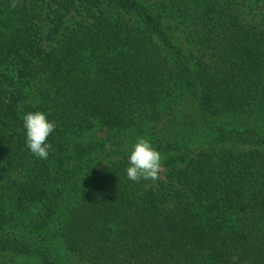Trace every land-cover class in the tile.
I'll use <instances>...</instances> for the list:
<instances>
[{
  "label": "trees",
  "instance_id": "trees-1",
  "mask_svg": "<svg viewBox=\"0 0 264 264\" xmlns=\"http://www.w3.org/2000/svg\"><path fill=\"white\" fill-rule=\"evenodd\" d=\"M0 264H264V0H0Z\"/></svg>",
  "mask_w": 264,
  "mask_h": 264
},
{
  "label": "clouds",
  "instance_id": "clouds-1",
  "mask_svg": "<svg viewBox=\"0 0 264 264\" xmlns=\"http://www.w3.org/2000/svg\"><path fill=\"white\" fill-rule=\"evenodd\" d=\"M15 7V3L12 5ZM26 129V146L30 152L41 158L47 159L52 145L47 142L50 134L55 130L54 121H49L41 111L28 112L23 116ZM127 177L135 182L143 180L155 181L161 171V154L143 137L137 139L129 155Z\"/></svg>",
  "mask_w": 264,
  "mask_h": 264
}]
</instances>
